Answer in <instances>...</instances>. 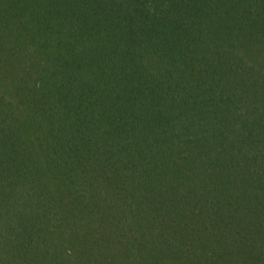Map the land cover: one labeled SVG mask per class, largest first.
Wrapping results in <instances>:
<instances>
[{
    "label": "trees",
    "instance_id": "16d2710c",
    "mask_svg": "<svg viewBox=\"0 0 264 264\" xmlns=\"http://www.w3.org/2000/svg\"><path fill=\"white\" fill-rule=\"evenodd\" d=\"M0 264H264V0H0Z\"/></svg>",
    "mask_w": 264,
    "mask_h": 264
}]
</instances>
